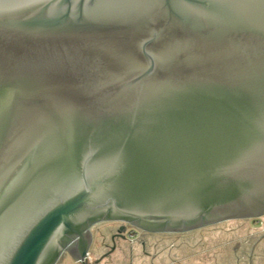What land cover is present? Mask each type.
Returning a JSON list of instances; mask_svg holds the SVG:
<instances>
[{
	"label": "water",
	"instance_id": "1",
	"mask_svg": "<svg viewBox=\"0 0 264 264\" xmlns=\"http://www.w3.org/2000/svg\"><path fill=\"white\" fill-rule=\"evenodd\" d=\"M262 217L264 0H0V264Z\"/></svg>",
	"mask_w": 264,
	"mask_h": 264
},
{
	"label": "rangeland",
	"instance_id": "2",
	"mask_svg": "<svg viewBox=\"0 0 264 264\" xmlns=\"http://www.w3.org/2000/svg\"><path fill=\"white\" fill-rule=\"evenodd\" d=\"M116 226L114 222L95 225L98 234L91 246L92 260L88 264H264V217L227 221L185 234H149L145 249L136 239L135 244L127 242L124 252L118 247L105 256L101 232ZM240 242L242 247L236 254H221L218 250V254L214 252L215 256L211 257L207 253L211 245L230 243L232 248ZM173 244L175 247L171 248ZM59 264L80 263L70 256H63Z\"/></svg>",
	"mask_w": 264,
	"mask_h": 264
},
{
	"label": "flooded vegetation",
	"instance_id": "3",
	"mask_svg": "<svg viewBox=\"0 0 264 264\" xmlns=\"http://www.w3.org/2000/svg\"><path fill=\"white\" fill-rule=\"evenodd\" d=\"M114 223H117V226L114 229H109L107 230V232H103V233L101 232V234H103L102 236H103L104 241H103L102 247L105 248V253H106L105 256L110 255L112 251L118 247H120L121 250L124 252V248L127 242H131L132 244H135L136 239H138L137 241L141 243V246L143 247V249L146 248V239L149 236V234H153V233H147L130 224H125V223H120V222H114ZM121 228H123V232H119ZM92 234H93V241H94L98 234V230L96 229L95 226L92 228ZM174 247L175 245L173 244L171 248H174ZM241 247H242L241 242L238 244H235V246H233L232 248L230 247V243H226V244L222 243L219 245L214 244V245H211V247L210 246L208 247L207 253L211 257L215 256L214 252L218 254L217 253L218 250H221V254H226V253L231 254V252H233V254L234 253L236 254L241 250ZM204 249H205V246H204ZM246 255H250V254H246ZM64 256H69V255L66 254ZM91 256L92 255L90 252L89 261L92 260ZM221 259H224V257L222 256Z\"/></svg>",
	"mask_w": 264,
	"mask_h": 264
}]
</instances>
